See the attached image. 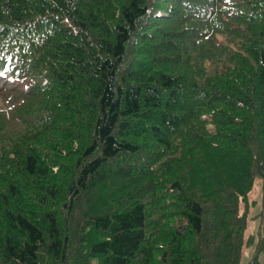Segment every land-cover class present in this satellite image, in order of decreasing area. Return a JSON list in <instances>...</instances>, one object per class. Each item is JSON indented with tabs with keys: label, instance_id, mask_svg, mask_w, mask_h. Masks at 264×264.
Wrapping results in <instances>:
<instances>
[{
	"label": "trees",
	"instance_id": "trees-1",
	"mask_svg": "<svg viewBox=\"0 0 264 264\" xmlns=\"http://www.w3.org/2000/svg\"><path fill=\"white\" fill-rule=\"evenodd\" d=\"M257 177L264 0H0V264H241Z\"/></svg>",
	"mask_w": 264,
	"mask_h": 264
},
{
	"label": "rangeland",
	"instance_id": "rangeland-1",
	"mask_svg": "<svg viewBox=\"0 0 264 264\" xmlns=\"http://www.w3.org/2000/svg\"><path fill=\"white\" fill-rule=\"evenodd\" d=\"M263 180L259 177L255 180L254 189L250 195V208H249V216L250 220L247 225L245 237L251 236L253 238V243L246 245L243 256L241 259V264H250L254 256V249L256 242L259 239L258 229L261 224V221H264V204L261 200V188H262ZM260 214L258 219H255L256 215ZM255 217V218H254ZM259 264H264V251L259 254ZM89 264H97V259L90 258Z\"/></svg>",
	"mask_w": 264,
	"mask_h": 264
}]
</instances>
